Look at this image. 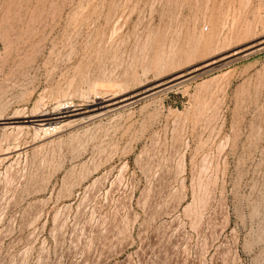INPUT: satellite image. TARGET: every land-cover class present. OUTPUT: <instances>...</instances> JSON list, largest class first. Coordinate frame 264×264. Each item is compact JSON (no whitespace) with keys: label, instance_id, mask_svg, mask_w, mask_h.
Here are the masks:
<instances>
[{"label":"rangeland","instance_id":"1","mask_svg":"<svg viewBox=\"0 0 264 264\" xmlns=\"http://www.w3.org/2000/svg\"><path fill=\"white\" fill-rule=\"evenodd\" d=\"M0 264H264V0H0Z\"/></svg>","mask_w":264,"mask_h":264},{"label":"bare ground","instance_id":"2","mask_svg":"<svg viewBox=\"0 0 264 264\" xmlns=\"http://www.w3.org/2000/svg\"><path fill=\"white\" fill-rule=\"evenodd\" d=\"M61 108H62V107H61ZM65 109H66V108H65ZM50 129H51V128H50ZM50 129H49V130H50ZM16 149H17V148H16ZM16 149H15V150H16Z\"/></svg>","mask_w":264,"mask_h":264}]
</instances>
